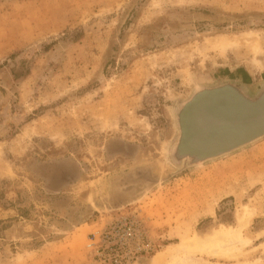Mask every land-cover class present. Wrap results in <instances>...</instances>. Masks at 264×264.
<instances>
[{
  "label": "rangeland",
  "instance_id": "rangeland-1",
  "mask_svg": "<svg viewBox=\"0 0 264 264\" xmlns=\"http://www.w3.org/2000/svg\"><path fill=\"white\" fill-rule=\"evenodd\" d=\"M236 74L264 79V0H0V264H104L121 218L151 242L133 264H264V141L82 216L114 176L173 173V102Z\"/></svg>",
  "mask_w": 264,
  "mask_h": 264
},
{
  "label": "water",
  "instance_id": "water-1",
  "mask_svg": "<svg viewBox=\"0 0 264 264\" xmlns=\"http://www.w3.org/2000/svg\"><path fill=\"white\" fill-rule=\"evenodd\" d=\"M170 112L175 134L166 146V162L173 173L162 178L153 166H141L114 176L100 186L82 216L128 208L186 172L263 142L264 79L255 87L241 74L196 81Z\"/></svg>",
  "mask_w": 264,
  "mask_h": 264
},
{
  "label": "built area",
  "instance_id": "built-area-1",
  "mask_svg": "<svg viewBox=\"0 0 264 264\" xmlns=\"http://www.w3.org/2000/svg\"><path fill=\"white\" fill-rule=\"evenodd\" d=\"M90 240L93 258L104 264H133L152 251L145 229L132 218L117 220Z\"/></svg>",
  "mask_w": 264,
  "mask_h": 264
},
{
  "label": "flooded vegetation",
  "instance_id": "flooded-vegetation-1",
  "mask_svg": "<svg viewBox=\"0 0 264 264\" xmlns=\"http://www.w3.org/2000/svg\"><path fill=\"white\" fill-rule=\"evenodd\" d=\"M71 178H72L71 175H69V176H68V179L70 180Z\"/></svg>",
  "mask_w": 264,
  "mask_h": 264
},
{
  "label": "bare ground",
  "instance_id": "bare-ground-1",
  "mask_svg": "<svg viewBox=\"0 0 264 264\" xmlns=\"http://www.w3.org/2000/svg\"><path fill=\"white\" fill-rule=\"evenodd\" d=\"M234 239V238H233ZM234 244V243H233ZM182 261V260H181ZM185 262V261H184ZM180 263V262H179ZM181 263H183V262H181ZM184 264V263H183Z\"/></svg>",
  "mask_w": 264,
  "mask_h": 264
}]
</instances>
